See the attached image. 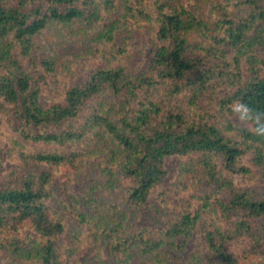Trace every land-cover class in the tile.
I'll list each match as a JSON object with an SVG mask.
<instances>
[{
	"label": "trees",
	"instance_id": "1",
	"mask_svg": "<svg viewBox=\"0 0 264 264\" xmlns=\"http://www.w3.org/2000/svg\"><path fill=\"white\" fill-rule=\"evenodd\" d=\"M60 27L100 64L56 88ZM238 100L264 111V0H0V264H264Z\"/></svg>",
	"mask_w": 264,
	"mask_h": 264
},
{
	"label": "rangeland",
	"instance_id": "2",
	"mask_svg": "<svg viewBox=\"0 0 264 264\" xmlns=\"http://www.w3.org/2000/svg\"><path fill=\"white\" fill-rule=\"evenodd\" d=\"M101 24V21L99 22ZM55 47L57 51L63 54L65 58L70 61V70H66L63 74H58V79L54 84V87H60L64 84L76 83L82 79H85L87 75L98 65L100 60L94 57V54L88 52V45H86L85 39L73 38L69 36L64 28L54 29L53 31ZM130 60L129 65L133 70L143 71L148 67V54L150 53V46L146 41V38L142 34L134 36V40L130 42ZM60 89V88H59ZM62 89V87H61ZM7 136L2 137L1 144H5ZM2 152H0V170L9 169L11 161L9 159H2ZM5 160V161H4ZM14 160V158H13ZM173 160L169 162L172 163ZM174 166L171 164V170ZM168 176L167 181L170 180ZM185 252L181 256H184Z\"/></svg>",
	"mask_w": 264,
	"mask_h": 264
},
{
	"label": "clouds",
	"instance_id": "3",
	"mask_svg": "<svg viewBox=\"0 0 264 264\" xmlns=\"http://www.w3.org/2000/svg\"><path fill=\"white\" fill-rule=\"evenodd\" d=\"M237 122L251 124L249 131L257 137H264V111H259L243 101H234L230 105Z\"/></svg>",
	"mask_w": 264,
	"mask_h": 264
}]
</instances>
